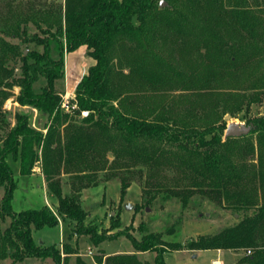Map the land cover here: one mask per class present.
<instances>
[{
  "label": "trees",
  "instance_id": "obj_1",
  "mask_svg": "<svg viewBox=\"0 0 264 264\" xmlns=\"http://www.w3.org/2000/svg\"><path fill=\"white\" fill-rule=\"evenodd\" d=\"M165 1L160 6V0H0V86L3 81L11 88L17 85L18 103L50 119L42 134L31 125L28 113H17L15 125L2 132L0 264L8 257L13 262L37 257L61 264L59 247L38 243L31 234V228L57 225L59 219L73 220L75 233L87 234L94 245L99 244L104 234L84 223L87 213L79 201L80 191L97 185L102 170L104 179L118 177L124 194L132 174L141 175L145 166L165 161H175L183 186L160 187L162 193L183 204L200 194L244 213L243 217L214 234L183 242L165 241L152 230L139 238L122 232L134 251L105 254L103 264H166L167 250L184 248L242 250L234 264H264V115L247 121L255 124L247 135L223 139L225 123L218 128L195 126L186 117L172 115L170 105L158 109L161 100L155 99L159 91L179 83L167 57L176 50L182 64L191 59L196 65L191 70L182 67L183 85L197 97L195 106L204 99L208 109L232 114L261 101L264 0ZM16 38L32 46L24 53ZM80 45L92 63L76 83L68 113L54 85L64 75V53ZM3 89L1 108L9 95ZM192 107L186 111L190 119L195 117ZM83 110L86 114L75 124ZM36 145L41 147L57 203L54 209L42 205L14 211L11 200L17 177L6 158L19 159L20 174H29ZM60 171L70 175L65 195L54 179ZM143 193L148 203L154 200L150 190ZM5 217L10 219L7 225ZM118 225L116 215L111 226ZM149 251L155 252L151 263L137 257L138 252ZM76 261L80 262L78 256Z\"/></svg>",
  "mask_w": 264,
  "mask_h": 264
},
{
  "label": "rangeland",
  "instance_id": "obj_2",
  "mask_svg": "<svg viewBox=\"0 0 264 264\" xmlns=\"http://www.w3.org/2000/svg\"><path fill=\"white\" fill-rule=\"evenodd\" d=\"M46 1L63 2V0ZM5 10L3 9L4 12ZM134 22L136 23V20ZM13 40L19 42L17 38ZM19 43V49L23 48L24 53L28 50L26 47L32 46V44ZM84 51V45H80L72 51H64V75L62 79L55 81L54 86L62 94L61 107L68 113L72 112L73 108L71 107V96H74L73 89L76 87L75 84L87 66L85 60L92 62V58L86 55ZM193 56L200 58L198 52H195ZM167 57L170 60V64L174 66L173 71H176L175 74L178 76L177 80L179 83L174 84V88L159 91L160 95L155 97L158 101L161 100L158 103V109H162V106L170 105L172 115L179 118L186 117L198 127L209 125V127L218 128L224 123L226 126L228 121L224 117L229 113L223 114L221 109L218 108L208 109L204 99L199 100V104L197 103L198 105L195 106L196 102L194 103V101L197 97H193L188 90H185L184 87L186 86L183 85V80L186 77L183 75L184 70L182 67L191 70L196 66L192 60L187 58L188 62L185 61V65L182 64V59L176 50L169 52ZM186 65L187 68L185 67ZM14 70L17 75L19 70L17 67ZM6 82L3 81L0 86V88H4V92L9 94L2 102V108L0 107V116L4 129L0 130V144L2 132L15 125V115L17 113H28L31 125L42 134H45L50 119H47L46 114L37 111L32 106L29 107L18 103L16 95L19 93L20 87L14 85L11 88L6 86ZM40 83L42 81L37 82L36 86ZM72 91L73 95H71ZM224 91L229 90L226 89ZM64 97H67V99H64ZM201 104L204 106L205 114L200 107L198 108ZM192 105L195 117L190 119V115L186 111ZM83 115L81 111L78 115L80 119L75 120L74 123L78 124L81 122V116ZM263 115L264 97L261 101L253 102L248 107L244 105L241 109L231 114L234 121L242 123H246L248 120L252 121ZM58 128L60 129V127ZM222 138L224 139V134ZM34 147L37 157L29 174H20L19 159L14 160L11 155L6 158L11 170L17 177V187L11 200L14 211L42 205H47L49 208L54 209L57 203L56 196L51 192L48 185L42 152L40 151L41 147L38 145ZM108 158L109 160L112 158L109 153ZM82 168L88 170L86 167ZM74 169L71 168V170ZM144 170L141 175L132 174V177H130L131 184L124 194L120 192L118 177H105L104 179L102 170L98 173L97 178L99 181L97 185L91 184L80 191L79 201H81V206L87 213L84 223L94 225L97 233L104 234V239L99 244L94 245L87 234L75 233V222L69 218L59 219L57 225L44 226L38 229L31 228V234L35 241L38 243L42 241L44 245L54 244L58 246L61 251V264H103L105 254H117V252L132 253L134 251L130 240L122 232L139 238L142 232H150L152 230L161 233L165 241L183 242L200 234H214L224 227L233 225L244 215L242 212L237 213L200 194L191 195L187 203L183 204L180 198L162 193V187L181 188L183 186L180 181L181 172L175 165V161L171 163L168 161L161 162L160 165H148V169L145 166ZM54 177L61 186L62 194L68 193L70 191V175L68 172L60 171V174L56 173ZM145 181L149 182V184L145 183ZM145 190H150L151 193L155 194L154 200L149 201V203L143 193ZM3 192V186H0V196ZM126 205H130V208L127 209ZM116 215L119 217V225L113 227L111 226L112 218ZM9 222V217H5L3 225L9 224ZM140 227H142V230H140ZM221 250L226 251L220 255L215 249L190 250L184 248L167 250L164 253V260L166 264H212L213 259L221 256L222 264H234L233 262L242 255V250ZM67 251L71 252L67 253ZM154 254V251L138 252L137 257L141 261L151 263ZM77 256L80 262L76 261ZM49 262L50 260L47 258L43 260L37 257H25L15 262L9 257L2 260V264H48Z\"/></svg>",
  "mask_w": 264,
  "mask_h": 264
},
{
  "label": "water",
  "instance_id": "obj_3",
  "mask_svg": "<svg viewBox=\"0 0 264 264\" xmlns=\"http://www.w3.org/2000/svg\"><path fill=\"white\" fill-rule=\"evenodd\" d=\"M165 4V0H160V6ZM224 118L228 121L224 129V138L230 136H244L255 129V124L251 122L242 123L234 121V118L231 116V114L226 115ZM126 208L129 209L130 205H126Z\"/></svg>",
  "mask_w": 264,
  "mask_h": 264
},
{
  "label": "crops",
  "instance_id": "obj_4",
  "mask_svg": "<svg viewBox=\"0 0 264 264\" xmlns=\"http://www.w3.org/2000/svg\"><path fill=\"white\" fill-rule=\"evenodd\" d=\"M84 52H85V51H84ZM85 54L87 55L86 52H85ZM85 62L87 63V66H86V67H88V66L92 63V62H91V63H90V62H87V60H85ZM86 67H85V70L81 73V76L87 71V68H86ZM81 76H80V77H81ZM79 80H80V79H79ZM79 80H78V81H79ZM78 81H77V82H78ZM77 82H76V83H77ZM75 85H76V84H75ZM73 90H75V88H74ZM71 95H73V91H72ZM69 97H70V96H69ZM71 98H73V96H71ZM216 251L218 252V254L221 255L222 252H224V251H226V250L217 249ZM217 259H219V260L222 262L221 256H218ZM217 259H213V260H217Z\"/></svg>",
  "mask_w": 264,
  "mask_h": 264
},
{
  "label": "built area",
  "instance_id": "obj_5",
  "mask_svg": "<svg viewBox=\"0 0 264 264\" xmlns=\"http://www.w3.org/2000/svg\"><path fill=\"white\" fill-rule=\"evenodd\" d=\"M64 99H67V97H66V98L64 97ZM64 102H65V103H67V102H66V100H64ZM82 113H83V114H85V113H86V111H84V110H83V111H82ZM89 252H91V251H89ZM215 261H216V260H212V262H211V263H212V264H215V263H214Z\"/></svg>",
  "mask_w": 264,
  "mask_h": 264
},
{
  "label": "bare ground",
  "instance_id": "obj_6",
  "mask_svg": "<svg viewBox=\"0 0 264 264\" xmlns=\"http://www.w3.org/2000/svg\"><path fill=\"white\" fill-rule=\"evenodd\" d=\"M215 264H222L221 261L219 259H217L215 262Z\"/></svg>",
  "mask_w": 264,
  "mask_h": 264
}]
</instances>
